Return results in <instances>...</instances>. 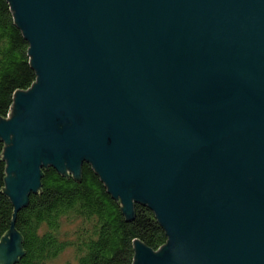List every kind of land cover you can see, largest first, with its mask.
<instances>
[{
	"label": "water",
	"instance_id": "water-1",
	"mask_svg": "<svg viewBox=\"0 0 264 264\" xmlns=\"http://www.w3.org/2000/svg\"><path fill=\"white\" fill-rule=\"evenodd\" d=\"M7 1L35 80L0 118V264L41 168L82 162L164 230L132 264H264V0Z\"/></svg>",
	"mask_w": 264,
	"mask_h": 264
},
{
	"label": "trees",
	"instance_id": "trees-1",
	"mask_svg": "<svg viewBox=\"0 0 264 264\" xmlns=\"http://www.w3.org/2000/svg\"><path fill=\"white\" fill-rule=\"evenodd\" d=\"M27 47L8 1L0 0V118L9 112L13 93L35 80ZM2 148L0 141V238L9 230L13 213L2 190ZM64 173L41 168L39 187L16 211L13 229L23 254L12 264H132L133 240L153 251L165 243L164 230L146 205L134 203L130 219L124 221L122 205L110 197L88 163H81L77 180Z\"/></svg>",
	"mask_w": 264,
	"mask_h": 264
},
{
	"label": "built area",
	"instance_id": "built-area-1",
	"mask_svg": "<svg viewBox=\"0 0 264 264\" xmlns=\"http://www.w3.org/2000/svg\"><path fill=\"white\" fill-rule=\"evenodd\" d=\"M9 115V112L7 113V115L6 116H8Z\"/></svg>",
	"mask_w": 264,
	"mask_h": 264
}]
</instances>
